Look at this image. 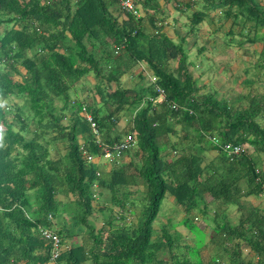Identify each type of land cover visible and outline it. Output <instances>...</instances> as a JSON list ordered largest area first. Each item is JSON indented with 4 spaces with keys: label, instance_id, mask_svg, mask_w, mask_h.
I'll return each mask as SVG.
<instances>
[{
    "label": "trees",
    "instance_id": "trees-1",
    "mask_svg": "<svg viewBox=\"0 0 264 264\" xmlns=\"http://www.w3.org/2000/svg\"><path fill=\"white\" fill-rule=\"evenodd\" d=\"M132 1L147 14L150 34L128 13L119 22L111 11L116 0H0V264H264V210L246 201L260 198L264 184V94H243L245 106L235 107L200 93L188 70L185 38L176 43L162 32L156 0ZM190 4L196 8H189L187 35L203 23L217 27L223 18L227 42L237 36V48L261 45L255 68L264 70V0ZM140 65L154 81L123 88L121 79ZM88 74L98 102L69 93ZM156 87L163 91L160 103L153 102ZM85 114L110 147L133 136L120 156L128 163L112 162L107 171L87 163L83 152L98 158L101 151ZM125 114L129 123L118 131ZM179 132L184 138L173 143ZM211 139L241 152L228 157ZM210 151L217 155L206 162ZM95 185L99 195L109 194L110 208L121 210L131 195L127 189L142 187L137 203L130 202L139 207L137 225L115 224L109 208L95 229ZM166 196L182 209L194 239L192 247L184 245L185 254H177L180 235L163 227L157 237L152 227ZM209 205L215 206L211 216ZM229 207L239 213L235 222ZM194 214L211 221L208 234ZM64 215L68 219L60 221ZM54 225L62 244L72 236L82 240L51 262V245L38 229ZM208 246L213 255L205 260ZM242 246L258 260L246 262Z\"/></svg>",
    "mask_w": 264,
    "mask_h": 264
},
{
    "label": "crops",
    "instance_id": "crops-1",
    "mask_svg": "<svg viewBox=\"0 0 264 264\" xmlns=\"http://www.w3.org/2000/svg\"><path fill=\"white\" fill-rule=\"evenodd\" d=\"M156 1H157L158 6H159V12L157 14V17L162 21V32L168 38L172 39L176 43L180 40V38L184 37L185 38L184 50L187 53L188 52V50L186 49V46L188 44V42H187V39L188 38L187 37H192L193 36V41H194L195 36H196V33H197L196 32L194 35H187L186 34L187 33V22H188L187 16L189 14V10L191 8H196V7L193 6V5H191V4H190V6H186L185 4H188L189 0H156ZM182 4H184V5H182ZM137 5H138L139 9L142 12V18H141V20H143L142 21V25H141L142 26V29L145 30V33L146 34H150V32H152V31H150V27H149V25H148V23L146 21L147 14L144 12V10L142 9V7H141L140 4H137ZM115 8L111 9V11L114 14V16L117 17L118 21L119 22H122L123 20H125V16L122 15V13L119 12V10H118L117 7H115ZM213 18L216 19V16H213ZM219 21H220L218 23L219 25L217 24V27H213V28L211 26H209L208 24H206V23L201 24L199 26L198 30L201 29L200 27H203V25H205L204 27H208L209 29L211 28V32H210V34L204 33V34H206V36H203L204 35L203 34L201 36H198V38L202 39L203 41L206 40V41L209 42L208 38L212 36L211 33H213V35L214 34H217V32L219 30L217 28H219L218 26H222L221 25V22H223L224 20H223V18H221ZM224 26L227 27V24H224L223 27ZM209 29H207V31ZM222 33L224 35V31ZM193 44L195 45V43H193ZM204 48H205V46H204ZM204 48H203L202 53H204V52L207 51L206 48H205V51H204ZM213 48L214 49H212V51L215 54H220V55L222 54V51L225 49L224 48L222 50V49L216 48V47H213ZM199 49H201V47L197 49V52H198V54H201V53H199ZM208 57H210V56H208ZM216 61L218 62L219 59H217ZM235 65L236 64H233L230 69H234L233 67H236ZM210 66H212V65H210ZM219 66H222L226 71L227 70L229 71V69H227V65H223L220 62L219 63ZM225 66H226V68H225ZM176 67H177L176 61H171L169 63V68L171 69V71H174L176 69ZM188 70H189L190 74L192 75L193 79L196 80V84H197V87L200 89L199 90L200 93H206V92H204L206 87L203 84L200 85V78L195 79L201 73L196 74V76H195V67H193L190 63H189ZM197 71H199V70H197ZM200 71H202V70H200ZM138 73H142L143 74V77L141 78L140 76H138ZM211 73L213 75L215 72H210V74H209V72L207 73V71H206L207 81H208V79H210ZM228 76H229V74H228ZM152 80H153V78L151 77V72L148 71V68L145 65H140L137 68H133L130 71V73H128V75H125L121 79V82H122V87L123 88H134L139 83H140V85H147ZM217 80H218V83H219V87H221V86L222 87H227V89H225V90L231 89L229 86L226 85L227 79H226L225 76L218 75ZM141 81H144V82L141 83ZM238 82L243 83V77H242V79L240 81L238 80ZM205 83H207V82L205 81ZM94 86H95L94 77L92 76V74H88L87 76H85V78L80 83L76 84V87H78V89H79L78 95H80V92H82L85 95V100H87L88 98H91V100L94 99L96 102H98L99 101V98L95 94ZM85 91H86V93H85ZM92 92H93V94H92ZM209 93H213V94L216 95V97H218L217 94L214 93V92H209ZM88 95H91V96L88 97ZM242 95H243L242 93L240 95H238L236 97L237 98L236 100H239L240 99V96H242ZM218 98L223 99L222 96H220ZM128 119H129L128 118V114H125V115L121 116V118L119 119V121L116 124V127H117V130L118 131L119 130H123V129L126 128V126L129 123L128 122L129 121ZM182 137L184 138V134L181 133V132H179L177 137H172V142L173 143H175V142L177 143L178 140L181 139ZM187 145H189V144H187ZM206 154H209V156L212 155L213 157L215 155H217L213 151H210V153H206ZM211 159H213V158H211ZM211 159L206 160V162H209ZM120 160L123 161L124 163H128L130 159L127 156H123L121 159L119 158L118 160L113 161V162H115V166L118 165V162ZM94 162L96 164H98L100 166V168L102 170H104V171H107L108 169H110L111 168V164H112V162L109 163L108 161H105V160H97V159H95ZM139 189L142 190V187H139ZM127 190L131 192V195L128 197V200H127V202H128V204H126V207L127 208L125 210H121V209L116 208L115 211L113 212V214L115 216V219H116L115 224H117L119 226L120 225L131 226L132 225V222H133V220H132L133 213H135L136 211H138V214H139V207L137 205L136 206L138 207V209H135L136 206L135 207H130V202H136L137 203V199L135 197V193L137 191V188L136 187H130ZM102 193H104V196H108V203L107 202L106 203L105 202L100 203L98 201H95L93 203L95 209H94V212H93L92 216L93 215L94 216L97 215V213L102 214V212L105 211V210H99L100 206H102V205H104V206L111 205L110 198H109V194L106 193V192H104V191ZM102 193H101V195H102ZM166 197H168L169 200L171 201V203L175 206V214H173V217L172 218L167 219V222H165V224H163V226L161 228L167 227V225L169 223H173L174 226H175L174 229H173V231H175L178 235H180L182 237L181 241L184 242L185 239L187 241H189L188 244H187V246L192 247L194 245L193 244L194 239L191 237L190 233L188 232V230L186 229V227H185V225L183 223L184 216H183L182 209L175 204V201H174V199L171 196H166ZM246 201L249 202L251 204V206H253V207H260L261 209L264 210V200L261 197L260 198L249 197V198L246 199ZM214 207H215L214 205H209V207H208L209 215L210 216L214 212ZM166 214H168V213L167 212H163V215L168 216ZM238 214L239 213L237 212V210L234 209L233 212H229V218L232 221L235 222V220H237ZM134 223H135V225H137L138 219ZM194 223L200 229L205 230L207 232V234H208L209 227H211V225H212L211 224V221L209 219L204 220L203 218H200L196 214H194ZM101 226H102V224H100L98 227H95V226L94 227H95V229H99V228H101ZM184 232H187L188 233L187 236L184 234ZM208 238L209 237H207L205 239V242L206 243L208 242ZM81 240L82 239H80V242H81ZM181 241H180V243H181ZM80 242L78 244H80ZM241 250H242V255L241 256H242V258L244 260H246V262L247 261H251V262H254L255 261L256 262L258 260V256H255L254 254H251L249 252V249H247L246 247L242 246V249ZM212 255H213V249L211 248V246H208L207 249L202 254V256L206 258L205 260L209 259L208 256H212Z\"/></svg>",
    "mask_w": 264,
    "mask_h": 264
},
{
    "label": "rangeland",
    "instance_id": "rangeland-1",
    "mask_svg": "<svg viewBox=\"0 0 264 264\" xmlns=\"http://www.w3.org/2000/svg\"><path fill=\"white\" fill-rule=\"evenodd\" d=\"M204 26L205 25H203V27H200L201 29H199L197 31L194 41H193V36L187 37L188 38L187 39L188 44L186 46V49L188 50V52L186 53L187 54V58H186L187 62L190 63L193 67H195V76H196V74L201 73L195 79L200 78V85L203 84L206 87L204 92H206V93L207 92H214L217 94L218 97L222 96L223 99L225 101H227V103H229L230 105H233L235 107L245 106L244 101L236 100L237 99L236 97L238 95H240L241 93L242 94L249 93L251 95H254V94L263 95L264 94V70L258 71L255 68V64L258 61V53L260 51L261 45H259V44H253V45L244 44L243 47L237 48L235 46L234 41L235 40L237 41V40L242 39V38H238L236 36L233 39L234 41L232 40L230 43L227 42L231 38L224 36L223 33L221 32V29H222V31H224L226 29V27L225 26L223 27V25L221 26V28H219L220 31L218 30L217 34L213 35V33H211L212 38L211 37L208 38L209 42L206 40L203 41L202 39L198 38V36H201L204 33L210 34V32H211V28L209 29L208 27H204ZM207 29H209V30L207 31ZM1 30L2 29L0 28V31ZM206 34H204L203 36H206ZM193 43H195V45ZM204 46L208 52L206 51L204 53L198 54L197 49L200 47L204 48ZM213 47L220 48L222 50L224 48L225 49L222 51V54L220 55V54H215L212 51V49H214ZM205 48H204V51H205ZM207 55L210 57H208ZM217 59H219L218 62L216 61ZM220 62L223 65H227V69H229V71L228 70L226 71L222 66H219ZM233 64H236L235 65L236 67H233L234 69H230ZM210 65H212V66H210ZM225 68H226V66H225ZM197 70H199V71H197ZM200 70H202V71H200ZM205 70L207 71V73L209 72V74H210V72H215L213 75L211 73L210 79H208V81H207ZM217 74L223 75L226 77V79H227L226 85L229 86L231 89L225 90V89H227V87H222V86L219 87V83L217 80V78H218ZM228 74H229V76H228ZM242 77H243V81L244 80H250V81H252V84L247 86L245 83L238 82V80L240 81L242 79ZM205 81L207 83H205ZM142 82H144V81H141V83ZM78 91H79V89L77 90V92L70 91L69 93L71 94V98H73V99L75 98L80 102L85 101L84 93L80 92V95H78V94H76V93H78ZM85 93H86V91H85ZM92 94H93V92H92ZM90 96L91 95H88V97H90ZM63 146H64V144H62L61 142H58L56 144V147L58 149V153L60 156L65 154V149ZM50 154L52 156H55L53 149L52 150L50 149ZM205 156H206V160L213 158V156L212 155L209 156V154H206ZM142 191H143V188H142V190L138 189V193L137 192L135 193V197L137 200L140 198L139 196H140V193ZM58 199L63 201V202H67L68 200L71 199V197H69V196L64 197V196L60 195L58 197ZM97 201L100 203H103V202L108 203V196H104V193H102V195L98 196ZM109 208H110V205H107V209L105 211H103L102 214L97 213V215H95V216L93 215L90 218L95 227H98L100 224H102L104 222V218L110 214ZM115 209L116 208H114V207L110 208L112 213L115 211ZM135 209H138V207L136 206ZM229 209H231L230 211L233 212L234 208L229 207ZM163 212H167L168 214H166V215H168V216L163 215ZM173 214H175V206L171 203V201L169 200L168 197H165L161 203L159 213H158L157 217L155 218L153 225H152V227L155 229V233H156L155 235H157V237H159V235H160V228L163 226V224H165V222H167V219L173 217ZM65 218L68 219V217L66 215H64L63 217H60L59 220L61 221V220H64ZM137 219H138V211L133 213L132 225H135L134 222L137 221ZM55 222H57V221H55ZM174 227L175 226L173 223H169L167 225V229H169V230H173ZM56 229L57 228L55 226L52 229V231L56 232ZM208 233H209V230H208ZM184 234L187 236L188 233L184 232ZM81 237H82L81 235L74 236V237L72 236V237L64 240V244L62 245L63 250H67L73 244L74 245L78 244L80 242ZM188 242L189 241H187L186 239L184 242L181 241V243L179 244V246H180L179 250L177 251L178 255L186 253V250L184 249V245H187Z\"/></svg>",
    "mask_w": 264,
    "mask_h": 264
},
{
    "label": "built area",
    "instance_id": "built-area-1",
    "mask_svg": "<svg viewBox=\"0 0 264 264\" xmlns=\"http://www.w3.org/2000/svg\"><path fill=\"white\" fill-rule=\"evenodd\" d=\"M119 2V7L124 12L132 13L134 16H139V13L135 10L133 4L129 0H117ZM158 93V98L154 102H161L163 100V91L159 88H156ZM173 109H176L175 106H172ZM86 119L90 125L92 135L96 141L98 148L101 151V156L104 160L112 161L120 157L121 153L131 146L134 143L132 136H127L122 142L113 144V146H107L103 144L99 139V132L95 123L92 121L90 116H86ZM214 145L221 150L228 157L237 156L241 152V147L234 146L230 143L218 145L217 141L211 139ZM85 156L87 163H90L93 160V157L88 155L86 152L82 153ZM260 196L264 199V184L261 186ZM39 235L46 241L50 243V261L54 262L60 256L62 252V244L60 238L48 229L39 228Z\"/></svg>",
    "mask_w": 264,
    "mask_h": 264
},
{
    "label": "clouds",
    "instance_id": "clouds-1",
    "mask_svg": "<svg viewBox=\"0 0 264 264\" xmlns=\"http://www.w3.org/2000/svg\"><path fill=\"white\" fill-rule=\"evenodd\" d=\"M129 1L133 4L135 10L139 13V16L137 17V16H134L132 13L122 11V10L120 9V7H119V2L116 0V2H117L116 7L118 8L119 12L122 13V14H127V13H128L127 15H131L134 19H141V18H142V12H141V10L139 9L138 5L135 4V3H133L132 0H129ZM83 79H84V78H83ZM83 79H82V80H83ZM82 80H81V81H82ZM81 81H80V82H81ZM153 81H154V79H153L151 82H153ZM80 82H78V83H80ZM78 83H76V84H78ZM76 84H75V91H72V92H77V90H78L77 88H78V87H76ZM156 88H157V87H156ZM156 88H155V91H156ZM159 89H160V88H159ZM156 92H157V91H156ZM76 94H78V93H76ZM157 94H158V93H157ZM157 98H158V96H157ZM157 98H156V99H157ZM163 98H164V96H163ZM156 99H155V100H156ZM155 100H154V101H155ZM154 101H153V102H154ZM154 103H157V102H154ZM159 103H160V102H159ZM87 115L90 116L89 114H85V115H84L85 119H86V116H87ZM86 120H87V119H86ZM87 122H88V121H87ZM99 136H100V135H99ZM127 136H132V135L129 134V135L124 136V138H123L120 142H122ZM132 137H133V136H132ZM99 139H100V138H99ZM133 140H134V138H133ZM101 142H102V141H101ZM120 142H117V143H120ZM102 143H103V142H102ZM103 144H104V143H103ZM114 144H116V143H114ZM133 144H134V143H133ZM133 144H132V145H133ZM105 145H106V144H105ZM107 146H108V145H107ZM112 146H113V145H112ZM120 156H121V155H120ZM92 157H93V156H92ZM119 158H120V157H119ZM119 158L114 159V160H112V161H108V162L110 163V162L116 161V160H118ZM95 159H97V160H104V159L102 158V156L100 155V157H98V158H94V157H93V160H92L91 162H94ZM105 161H107V160H105ZM93 194H94L93 196H94V202H95V201H97V198H98V196H99V195H98V187H97L96 185H95L94 188H93ZM261 198H262V197H261ZM262 199H263V198H262ZM263 200H264V199H263ZM48 219H49V221H52V220H51V217H48ZM42 229H43V228H42ZM44 229H45V228H44ZM52 229H53V228L48 229V230L52 231ZM52 232H53V231H52ZM38 233H39V229H38ZM53 233H55V232H53ZM40 237H41V236H40ZM41 238H42V237H41ZM61 244H62V243H61ZM62 245H63V244H62ZM64 251H65V250H63V248H62V252H64ZM62 252H61V254H62ZM61 254H60V255H61ZM56 260H57V259H56Z\"/></svg>",
    "mask_w": 264,
    "mask_h": 264
}]
</instances>
